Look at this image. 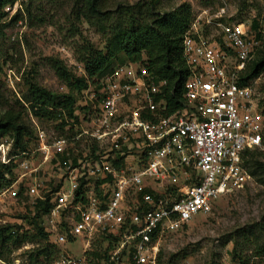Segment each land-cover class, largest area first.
Returning <instances> with one entry per match:
<instances>
[{"label": "built area", "instance_id": "built-area-1", "mask_svg": "<svg viewBox=\"0 0 264 264\" xmlns=\"http://www.w3.org/2000/svg\"><path fill=\"white\" fill-rule=\"evenodd\" d=\"M197 1L216 7H198L184 32L190 74L182 108L167 114L169 79L127 62L82 90L75 116L66 117L70 135L50 136L30 114L34 151L15 154L13 136L1 139L0 162L20 170L13 187L27 180L28 192L44 200L41 171L54 160L60 170L48 231L57 245L80 239L83 246L50 264H160L162 232L211 213L251 178L245 156L264 152V105L257 80L239 79L262 40L251 24L231 20L227 0ZM4 71L16 90L15 72ZM82 139L90 143L84 150L76 146ZM99 236L112 242L101 257L92 250Z\"/></svg>", "mask_w": 264, "mask_h": 264}, {"label": "rangeland", "instance_id": "rangeland-1", "mask_svg": "<svg viewBox=\"0 0 264 264\" xmlns=\"http://www.w3.org/2000/svg\"><path fill=\"white\" fill-rule=\"evenodd\" d=\"M231 20L252 24L258 19L264 36V0H227ZM107 10L113 12L117 9L133 10L144 0H104ZM183 2L192 5L194 13L198 7H216V3H203L197 0H155L158 11L161 13L177 7ZM73 0H20L10 12L13 14L18 8L24 7L32 11V18L28 13L24 19L6 29V35L0 40V85L4 95L6 106H17L23 109V117L27 124H31L29 115L33 114L32 108L27 101V78H35L42 86L55 92H71L78 99L80 93L71 89L56 75L50 65V58L57 57L64 61L68 68L78 77H85L84 64L78 60V51L85 44L90 43L97 49L105 50L107 37L111 32V25L117 23L118 18L114 15L104 21L79 20L73 11ZM136 17L140 18L141 12L134 9ZM115 14V13H114ZM146 60V58H145ZM117 62L115 66L122 64ZM124 64V63H123ZM143 64H147L146 61ZM11 68L15 74L16 90L9 87L5 82V68ZM96 80V79H94ZM257 98L264 105V73L256 78ZM81 108V107H80ZM128 108L123 104L122 112ZM35 116V115H34ZM124 116V113H123ZM43 127L48 128L52 137L70 135L58 129L57 122H46L39 119ZM66 120V116H65ZM90 144L82 139L76 146L84 150ZM35 140L31 143V151L37 148ZM255 151V150H254ZM257 151V150H256ZM260 151V150H258ZM264 160V152L260 155ZM36 160H41L38 153ZM54 160L46 164L39 176L41 185L39 191L46 196L58 190L61 183L59 180L60 170L55 166ZM2 164V162H0ZM16 172V171H15ZM19 174H7L13 178L15 184ZM26 186L28 181L24 180ZM8 185L0 191V224L10 223L15 229L26 234L27 239L19 246L13 247L9 255L11 263L0 259V264H50L65 250L79 254L82 242L77 239L66 245H57L51 238L49 212H39L36 206L39 199L32 196L26 188ZM100 184L97 181V186ZM55 191V192H56ZM264 219V184L258 182L251 174L248 183L240 190L221 196L215 203L209 214H199L187 224L170 228L161 233L159 254L160 264H169L170 258L173 264H242L240 259H234L231 251L237 245L242 253L243 261L248 264H264V255H256V245L252 242L254 234H258L262 240L263 234L259 230L258 223ZM36 222L44 227L48 233V239L41 241L37 235ZM50 243L52 254L36 257L34 249ZM111 243L104 236L97 237L92 243L93 255L101 257L107 255L111 249ZM122 264V263H120Z\"/></svg>", "mask_w": 264, "mask_h": 264}, {"label": "trees", "instance_id": "trees-1", "mask_svg": "<svg viewBox=\"0 0 264 264\" xmlns=\"http://www.w3.org/2000/svg\"><path fill=\"white\" fill-rule=\"evenodd\" d=\"M20 0H0V40L6 35V29L13 24L24 19L28 13L32 18V11L24 7L18 8L13 14L10 9ZM73 11L79 20H87L93 23L94 20L104 21L110 19L112 15L118 18L117 23L111 25V32L107 37L105 50L97 49L90 43L85 44L78 51V60L84 64L86 76H76L57 57L50 58V65L58 78L64 81L71 89L82 92L90 83H95L110 73L117 62H147L148 68L156 75L169 79L170 85L166 90L167 114H171L184 106L185 81L190 74V68L183 56V35L189 27L194 16V9L188 2L179 4L172 10L161 13L158 11V4L155 0H144L134 6L141 12L140 18L136 17L135 8L133 10L117 9L113 12L107 10L104 0H73ZM115 13V14H114ZM251 27L256 30L257 36L262 40V45L246 63L245 70L240 75V83L256 79L264 73V36L261 31L260 22L254 19ZM146 58V60H145ZM122 63V64H123ZM2 67L0 65V71ZM96 79V80H94ZM26 98L35 116L46 122H57L58 129L66 132V117L75 116L77 98L71 92H55L42 86L35 78H27ZM4 95L0 85V141L6 135L14 138L13 153L19 154L22 151H30L31 143L36 141V136L32 127L27 124L23 117V109L17 106H6L3 101ZM71 130V128L69 129ZM71 134V132H68ZM64 135V134H62ZM97 147L92 146V152ZM257 150V151H256ZM249 151L245 156V163L250 173L256 180L264 184V160H261L262 151ZM120 160H118V164ZM16 171V172H15ZM20 174L17 164H0V191L14 181L8 178L7 174ZM20 189L26 188L24 181L18 183ZM56 191V190H55ZM54 191V192H55ZM52 207L51 196L46 194V199H39L36 206L39 212L46 213ZM259 230L263 234L262 240L258 234H254L255 239H251L256 245V255H264V219L258 223ZM37 235L41 241L48 239V233L44 227L36 222ZM27 239L26 234L15 229L10 223L0 224V259L11 263L9 255L13 247L21 245ZM54 244H44L42 247L34 249L36 257L41 255H51ZM234 259H240L242 264L248 261L242 260V253L237 245H234L230 252ZM159 254V263H160ZM174 259L170 258L169 264H173Z\"/></svg>", "mask_w": 264, "mask_h": 264}]
</instances>
